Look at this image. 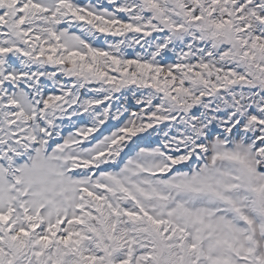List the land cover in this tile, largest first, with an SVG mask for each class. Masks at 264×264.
Segmentation results:
<instances>
[{
	"label": "snow or ice",
	"instance_id": "6c2138e0",
	"mask_svg": "<svg viewBox=\"0 0 264 264\" xmlns=\"http://www.w3.org/2000/svg\"><path fill=\"white\" fill-rule=\"evenodd\" d=\"M0 264H264V0H0Z\"/></svg>",
	"mask_w": 264,
	"mask_h": 264
}]
</instances>
